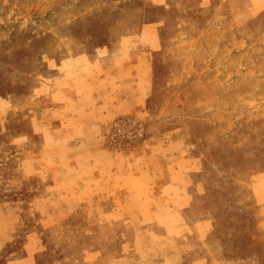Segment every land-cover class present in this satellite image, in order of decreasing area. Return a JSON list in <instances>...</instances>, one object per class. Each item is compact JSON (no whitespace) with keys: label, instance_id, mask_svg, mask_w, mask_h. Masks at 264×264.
Segmentation results:
<instances>
[{"label":"rangeland","instance_id":"obj_1","mask_svg":"<svg viewBox=\"0 0 264 264\" xmlns=\"http://www.w3.org/2000/svg\"><path fill=\"white\" fill-rule=\"evenodd\" d=\"M60 12L68 20L74 15V38L93 45L160 22L155 32L159 50L151 54L148 68L150 90L139 112L121 113L111 122L109 146L131 152L145 143L188 155L196 160L198 171L191 175L200 184L196 189L204 192L193 204H171L169 194L153 191L155 204H128L119 224L113 223L118 214L111 212L107 240L96 236L90 241L95 247L104 241L107 252L93 263L78 264H198L195 257L179 260L172 254L184 248L204 250L206 264H264V206L252 205L251 199L253 189L264 194L254 181L264 176V0H164L160 7L144 0H0V97L34 91L43 56L53 55L59 38ZM24 120L20 110L11 117ZM126 123L133 125L118 133ZM126 133L131 139L123 138ZM21 153L0 145V201L31 197L6 192ZM28 208L21 206V234L32 229L38 216ZM90 211L97 216L98 210ZM73 220L67 224L78 225ZM43 236L52 248L45 253L49 257L37 259L40 264L80 259L60 248L69 245L67 232L66 237ZM22 241L19 237L7 252L18 250Z\"/></svg>","mask_w":264,"mask_h":264},{"label":"crops","instance_id":"obj_2","mask_svg":"<svg viewBox=\"0 0 264 264\" xmlns=\"http://www.w3.org/2000/svg\"><path fill=\"white\" fill-rule=\"evenodd\" d=\"M144 1L151 7L164 3ZM59 15L55 25L59 38L53 43V55L43 56L34 91L20 98L0 97V145L22 150L16 158L17 175L7 180L6 192L31 193L27 201H0V254L23 239L18 250L7 252L3 264H40L37 259L49 257L45 253L50 245L43 241L46 232L62 237L67 232L69 245L60 248L80 256L73 258L76 264L93 263L107 252V244L95 247L90 241L96 236L107 240L104 232H109L111 212L118 214L113 223L119 224L128 204H155L153 191L169 194L171 204H193L204 195L191 176L198 169L190 156L157 151L145 143L131 152L112 151L109 146L111 122L121 113L139 112L150 90L148 68L151 54L159 50L155 32L160 22L144 23L135 34L93 45L72 35L73 14L69 20L62 12ZM19 110L25 120L11 121ZM254 181L264 187V176ZM251 199L252 205L264 206V194L253 189ZM23 204L32 206L28 209L38 216L32 229L21 234ZM92 209L98 210L97 216H90ZM69 219L78 225L67 224ZM85 240L89 242L84 244ZM172 254L179 260L195 257L198 264L207 263L204 250L184 248Z\"/></svg>","mask_w":264,"mask_h":264},{"label":"built area","instance_id":"obj_3","mask_svg":"<svg viewBox=\"0 0 264 264\" xmlns=\"http://www.w3.org/2000/svg\"><path fill=\"white\" fill-rule=\"evenodd\" d=\"M132 127L133 123H126V124H120L119 128L117 129V132L119 133L121 130L123 129H128L129 127ZM132 129V128H131ZM130 129V130H131ZM125 140L131 139V134L130 133H126V135L123 137Z\"/></svg>","mask_w":264,"mask_h":264}]
</instances>
